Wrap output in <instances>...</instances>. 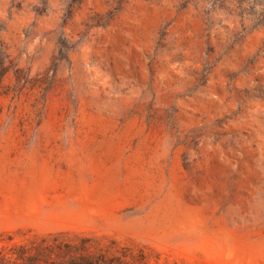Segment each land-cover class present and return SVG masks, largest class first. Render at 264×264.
Here are the masks:
<instances>
[{
    "label": "rangeland",
    "instance_id": "374dc122",
    "mask_svg": "<svg viewBox=\"0 0 264 264\" xmlns=\"http://www.w3.org/2000/svg\"><path fill=\"white\" fill-rule=\"evenodd\" d=\"M0 264H264V0H0Z\"/></svg>",
    "mask_w": 264,
    "mask_h": 264
},
{
    "label": "trees",
    "instance_id": "16d2710c",
    "mask_svg": "<svg viewBox=\"0 0 264 264\" xmlns=\"http://www.w3.org/2000/svg\"><path fill=\"white\" fill-rule=\"evenodd\" d=\"M3 74H4V72L3 73L2 72L0 73V75H3Z\"/></svg>",
    "mask_w": 264,
    "mask_h": 264
}]
</instances>
